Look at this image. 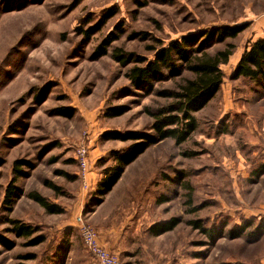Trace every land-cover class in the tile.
<instances>
[{"label":"rangeland","instance_id":"374dc122","mask_svg":"<svg viewBox=\"0 0 264 264\" xmlns=\"http://www.w3.org/2000/svg\"><path fill=\"white\" fill-rule=\"evenodd\" d=\"M113 9L116 15L102 23ZM236 25L245 30L208 50L235 46L220 66V92L195 114L197 130L180 145L166 139L149 147L125 168L97 211L106 198L97 194L98 183L116 166L113 152L132 144L105 141L102 135L149 131L152 118L146 109L167 101L134 90L125 78L130 66L115 62L111 50L95 61L92 50L121 27L125 35L112 48L151 60L146 47L157 43L127 36L147 33L167 45L202 30ZM87 29L89 39L80 35ZM260 38L264 0H0V217L6 216L1 204L14 164L21 162L18 169L25 176L17 177L15 186L22 195L9 216L38 226L45 236L44 243L29 247L5 233L8 225H0V233L16 244L10 251L0 247V264H97L82 245L80 221L109 237V243L111 234L114 241L120 237L112 251L122 264H258L264 255V230L256 216L264 204V89L261 81L231 78L239 56ZM180 80L156 88L173 89ZM42 89L46 99L38 102ZM115 106L126 112L107 118L106 111ZM61 107L74 109V115L58 116L55 110ZM82 144L90 157L86 189L75 161ZM56 170L76 179L57 176ZM45 181L59 186L63 195L45 187ZM33 191L63 212L46 214L28 199ZM173 217L181 219L173 231L148 233L152 224ZM190 220L223 235L212 241L187 225ZM245 222L250 227L244 235L227 236ZM27 255L35 257L18 259Z\"/></svg>","mask_w":264,"mask_h":264},{"label":"trees","instance_id":"16d2710c","mask_svg":"<svg viewBox=\"0 0 264 264\" xmlns=\"http://www.w3.org/2000/svg\"><path fill=\"white\" fill-rule=\"evenodd\" d=\"M13 7V6H10ZM116 15L113 9L104 16L102 23ZM245 30L244 25L214 27L209 30H202L195 34L185 35L179 40L171 41L167 45L147 33L133 32L129 39H141V41H153L156 46L146 47L147 51L153 53V59L136 55L134 53L123 52L121 49L112 48L113 44L119 41L125 31L119 27L109 32L92 50L91 60L95 61L109 55L111 50L112 59L121 67L130 68L125 73V78L130 86L144 96H155L167 101L155 110L146 109V113L152 118L149 131H129V132H106L102 135L105 141H131L132 144L124 151L113 152L116 166L107 169L97 186V194L104 197L108 194L122 177L124 170L132 164L149 147L171 139L176 145L187 141L197 130L198 121L196 113L202 111L218 95L223 84L224 75L220 69L221 65L228 63L235 46L226 44L225 49L209 53L215 44H223L227 40L235 39ZM80 35L89 39L92 35L91 29L80 30ZM184 73H189L192 77H184ZM250 79L261 81L264 89V38L252 42L240 57L232 74V80ZM181 79L173 89H157L156 85L165 81ZM45 91L42 89L37 95L38 102L44 101ZM126 112L124 106L109 108L105 116L116 118ZM58 116L71 118L75 110L68 107H61L55 110ZM21 162H16L13 167L14 176L8 183L4 198L1 204V212L6 216L0 217V225H8L5 233H10L15 239H24L25 246L35 247L45 242L44 234L38 226L25 223L19 219L11 218L9 215L13 211L15 201L20 198L22 192L15 186L17 177L25 176V173L18 169ZM26 165V164H25ZM262 170V169H260ZM264 171V170H263ZM261 172V171H259ZM56 175L65 179L75 180V177L62 170H56ZM45 187L52 190L56 195L61 194L59 186L51 181L44 182ZM28 199L39 205L48 215H59L63 212L58 204L51 203L47 198L38 192L27 194ZM97 203H101L98 200ZM181 219L173 217L168 220L154 223L148 228V233L152 236H160L173 231ZM187 225L193 229L201 231L209 239L214 241L222 237L223 232L214 228L205 229L198 220H190ZM250 223L245 222L238 228V232H228L231 239L244 235ZM216 237V238H215ZM218 237V238H217ZM16 246L14 240L6 238L0 233V247L5 251H10ZM34 255L21 256V261L34 259ZM18 264H26L20 262Z\"/></svg>","mask_w":264,"mask_h":264},{"label":"built area","instance_id":"2783aa9c","mask_svg":"<svg viewBox=\"0 0 264 264\" xmlns=\"http://www.w3.org/2000/svg\"><path fill=\"white\" fill-rule=\"evenodd\" d=\"M75 161L78 167L77 175L83 187L86 189L89 187V151L87 146L82 144L77 148L75 152ZM78 228L83 247L97 264H122L119 257L101 243L99 235L92 225L80 221Z\"/></svg>","mask_w":264,"mask_h":264},{"label":"crops","instance_id":"0c3cea01","mask_svg":"<svg viewBox=\"0 0 264 264\" xmlns=\"http://www.w3.org/2000/svg\"><path fill=\"white\" fill-rule=\"evenodd\" d=\"M244 52V51H243ZM243 52H242V54H243ZM242 54L239 56V58L237 59V61H236V65H237V63H238V61H239V59H240V57L242 56ZM236 65H235V67H236ZM89 160H90V157H89ZM131 165V164H130ZM124 173H125V171H124ZM123 173V174H124ZM90 175V174H89ZM122 178V177H121ZM120 178V179H121ZM118 186V182H117V184L113 187V189L108 193V195H110V193L112 194V193H114V190L116 189V187ZM108 195H106V198H105V200H103V202L101 203V205L97 208V211H99L100 209H101V207L104 205V204H106V201L108 200V198H110V196H108ZM258 209V208H257ZM94 215H96V212L94 213ZM257 220L258 221H262V228H263V230H264V204L262 205V204H260V206H259V209L257 210ZM153 225V224H152ZM95 228V227H94ZM96 229V228H95ZM97 231V230H96ZM97 233H99V232H97ZM166 234V233H165ZM99 235V239H100V241H101V243L107 248V249H109V250H113V248L115 247V246H117V245H119V241H120V237H118L117 238V240H115L114 241V237L112 236V234H111V240L112 241H110V243L107 241L108 240V238L109 237H102L101 236V234H98ZM164 235V234H163ZM161 236V235H160ZM263 236H264V231H263ZM135 239H137V238H135ZM109 247H111V248H109ZM113 252V251H112ZM258 264H264V255L260 258V260H259V263Z\"/></svg>","mask_w":264,"mask_h":264}]
</instances>
